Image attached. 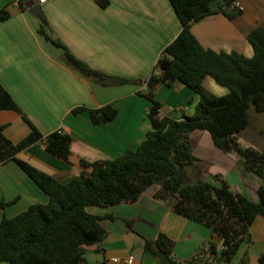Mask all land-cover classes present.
Listing matches in <instances>:
<instances>
[{
  "label": "crops",
  "instance_id": "crops-1",
  "mask_svg": "<svg viewBox=\"0 0 264 264\" xmlns=\"http://www.w3.org/2000/svg\"><path fill=\"white\" fill-rule=\"evenodd\" d=\"M109 2L106 8L99 7L94 0H46L40 6L53 36L75 57L111 75L147 79L163 48L180 31V20L169 0ZM221 2L212 1L210 9L216 10ZM23 5L24 9L17 0H0V10L6 8L9 12L8 18L0 20V83L43 135L60 130L72 140L68 161L46 151L43 141L17 155L60 182H66L81 171L90 170L83 168L81 158L88 162L112 159L134 149L145 138L152 128L147 117L150 102L137 91H145L146 84L108 86L82 76L62 61L60 53L50 51L41 43L36 30L42 21L28 11L36 5L34 0H23ZM234 5L242 9V13L233 19L217 11L193 22L191 31L205 48L237 51L250 57L253 50L246 34L257 24L264 26V0H235ZM27 13L32 19H27ZM203 87L215 96L227 92L209 76L203 79ZM153 95L160 103V116L173 118L191 115L199 100L197 93L179 82L171 86L157 84ZM105 104L117 110L116 117L107 122L93 124L86 110L72 113L77 106L97 108ZM0 114L6 118L0 121V125H4L2 132L12 142H18L29 132L19 114L16 118L10 113ZM203 137L206 141L203 130L190 133L192 152L198 159L190 169L194 168L197 178L218 183L213 178L219 176L232 189L256 201L261 179L243 169L238 153L223 152L207 141L205 146ZM203 161L205 171L198 163ZM158 187V184L148 187L134 203L112 205L116 213L108 214L115 219H105L120 221L122 226H104L101 223L104 218L100 220L107 236L100 244L84 247L87 264H158L142 250V241L143 238L154 239L160 232L175 242L173 252L180 259L188 258L210 239L208 227L172 210V197L155 198ZM249 188L253 189L252 193ZM47 199L13 161L0 164V202L14 200L0 206V221L24 211L31 204L46 203ZM124 220L132 221L131 228ZM249 231L252 244H242L229 264H238L245 251L248 264H259L258 256L264 251V217L257 216ZM131 238L141 241L135 255L129 252ZM216 241L219 247L220 240ZM129 256L132 261L126 263Z\"/></svg>",
  "mask_w": 264,
  "mask_h": 264
},
{
  "label": "trees",
  "instance_id": "trees-1",
  "mask_svg": "<svg viewBox=\"0 0 264 264\" xmlns=\"http://www.w3.org/2000/svg\"><path fill=\"white\" fill-rule=\"evenodd\" d=\"M94 1L101 8L110 3ZM169 1L182 27L163 48L147 79L120 77L90 67L53 36L46 20L36 30L39 37L60 49L61 59L68 67L86 78L108 86L146 84V90L137 94L150 102L147 117L152 128L134 149L118 157L92 162L81 158L83 168L90 170H83L66 182L19 158V152L43 141L46 151L68 161L72 139L60 130L43 135L0 83V110L16 112L29 127V132L14 143L3 134L4 125H0V164L13 161L48 197L46 203L31 204L12 217L1 219L0 262L87 264L84 247L100 244L107 236L100 220L115 219L111 214L90 213L87 207L134 203L154 184L159 185L155 198L172 197L174 212L211 230L210 239L186 259L176 257L175 242L162 232L154 239L143 238L142 250L158 264H229L242 243H251L249 228L257 216L264 217V152L241 145L237 136L249 124L250 106L264 112V26L257 24L246 34L252 56L237 51H215L200 44L191 24L217 11L233 19L242 13V9L234 6L235 0H222L216 10L210 9L214 0ZM17 2L24 9L23 0ZM8 17L7 9H1L0 20ZM206 76L227 92L220 96L208 94L203 87ZM174 82L199 95L191 115L160 116V103L154 98L153 89L157 84L171 86ZM84 110L93 124L110 121L117 114L111 104L97 108L77 106L72 113ZM193 130L207 131L217 149L234 151L242 157L243 169L262 181L256 189V201L232 189L219 176L218 183L198 178L188 180V169L198 160L192 152ZM13 201L0 202V206ZM124 222L131 228L132 221ZM216 239L220 240L219 247ZM258 262L264 264V251ZM238 264H248L247 251Z\"/></svg>",
  "mask_w": 264,
  "mask_h": 264
},
{
  "label": "rangeland",
  "instance_id": "rangeland-1",
  "mask_svg": "<svg viewBox=\"0 0 264 264\" xmlns=\"http://www.w3.org/2000/svg\"><path fill=\"white\" fill-rule=\"evenodd\" d=\"M26 17L27 19H32V18H29L28 16V13L26 14ZM41 38V37H40ZM41 43L47 48L49 49L50 51H57L58 53H61L60 49H58L57 47L53 46L52 44L46 42L43 38H41ZM206 92L208 94H214L212 92H208L207 89H206ZM8 112H0V113H10L11 115H14L15 118L18 117L17 113L14 112V111H11V110H7ZM249 124L248 126L242 130L240 133H239V141L242 143V145L244 146H251V147H257L258 150L260 149H264V112H257L254 110V108L252 106H250L249 108ZM2 120H6V118H4L3 116H1L0 114V121ZM10 120V119H8ZM12 120V119H11ZM207 137V142L209 143L208 145H212V140L210 138V135L207 131H203ZM206 138L203 137L202 139V144H205L206 146V141H205ZM199 163V166L201 167L202 170L205 171V168H206V163L203 161V162H198ZM197 176L196 173L194 172V168L192 169H189L188 170V180L191 182V181H194L197 179ZM214 180L216 181H219L217 179V176H215V178H213ZM220 179V178H219ZM250 192L252 193L253 192V189L249 188ZM250 193V194H251ZM257 195V194H256ZM248 196V195H247ZM87 211L90 212V213H93V214H101V215H104L105 213H116V208L112 207V206H109V207H106V208H103V207H99V206H89L87 208ZM101 223L104 225V226H109L112 224L114 225L115 228H119L122 226V223L120 221H114V222H111L109 221L108 219H103L101 221ZM127 226V225H126ZM128 227V226H127ZM138 239V238H137ZM137 240V242H135L133 240V238H131L130 240V248H129V252L132 254H136L138 252V250L140 249V242ZM253 240L251 241L250 244H246L245 242L242 243L243 245H247V246H250L252 244ZM236 259V258H234ZM0 264H9L7 262H0Z\"/></svg>",
  "mask_w": 264,
  "mask_h": 264
},
{
  "label": "water",
  "instance_id": "water-1",
  "mask_svg": "<svg viewBox=\"0 0 264 264\" xmlns=\"http://www.w3.org/2000/svg\"><path fill=\"white\" fill-rule=\"evenodd\" d=\"M29 13H31L33 16L38 17L41 21L45 20L44 14L41 10V6L36 4L29 8Z\"/></svg>",
  "mask_w": 264,
  "mask_h": 264
},
{
  "label": "built area",
  "instance_id": "built-area-1",
  "mask_svg": "<svg viewBox=\"0 0 264 264\" xmlns=\"http://www.w3.org/2000/svg\"><path fill=\"white\" fill-rule=\"evenodd\" d=\"M46 0H34V2L36 3V4H38V5H41V4H43L44 2H45ZM235 6V5H234ZM114 261H117V259H113ZM132 261V257L131 256H129V257H127L126 259H125V262L126 263H130Z\"/></svg>",
  "mask_w": 264,
  "mask_h": 264
}]
</instances>
